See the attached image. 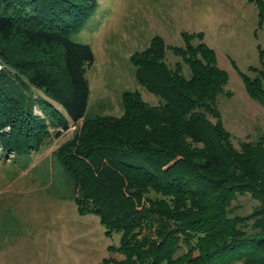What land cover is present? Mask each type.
<instances>
[{"label": "trees", "instance_id": "1", "mask_svg": "<svg viewBox=\"0 0 264 264\" xmlns=\"http://www.w3.org/2000/svg\"><path fill=\"white\" fill-rule=\"evenodd\" d=\"M95 8L96 0H0V156L37 151L60 136L58 128L83 120L80 136L55 158L77 193L78 213L98 216L107 236L119 234L108 249L121 257L99 264H264L263 143L242 142L240 151L229 141L217 106L228 76L213 50L201 33L183 35L185 46L172 51L187 77L181 62L167 65L164 40L153 36L142 56L130 58L160 104L126 90L119 116L88 114L94 54L73 36ZM240 74L264 106V66ZM239 191L251 192L263 210L231 218ZM249 219V230L237 225Z\"/></svg>", "mask_w": 264, "mask_h": 264}, {"label": "rangeland", "instance_id": "2", "mask_svg": "<svg viewBox=\"0 0 264 264\" xmlns=\"http://www.w3.org/2000/svg\"><path fill=\"white\" fill-rule=\"evenodd\" d=\"M185 33H201L216 64L227 73L225 93L217 97V106L232 146L241 151L242 142L253 146L262 141L264 148V106L247 94L240 74L250 66H264V6L256 0H96V8L73 36L88 43L94 54L87 69V113L119 116L126 90L139 91L149 106L160 104L139 83L130 57L142 56L158 35L164 40L167 65L181 62L188 77V66L172 51L185 46ZM190 40L198 42L196 35ZM31 89L43 96L41 90ZM34 110L42 115L38 106ZM82 125L79 120L66 130L58 128L60 136L30 154L7 160L0 156V264H99L111 254L121 257L108 249L118 244L119 234L107 236L98 216L78 213L77 193L55 158L56 149L80 136ZM259 159L264 162V153ZM221 163L226 167L227 160ZM262 210L251 192L239 191L230 199L228 215L249 218ZM247 223L237 225L249 230L253 220ZM258 253L264 261V249Z\"/></svg>", "mask_w": 264, "mask_h": 264}]
</instances>
